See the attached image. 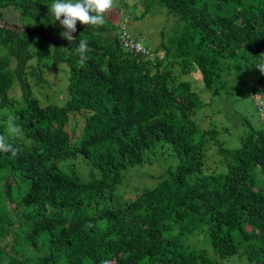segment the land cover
Masks as SVG:
<instances>
[{
  "label": "trees",
  "instance_id": "obj_1",
  "mask_svg": "<svg viewBox=\"0 0 264 264\" xmlns=\"http://www.w3.org/2000/svg\"><path fill=\"white\" fill-rule=\"evenodd\" d=\"M52 2L0 0V108L11 107L22 128L9 140L17 155L0 152V264H225L241 248L248 264H264V118L255 107L262 125L227 146L216 126L201 130L194 117L208 102L181 78L197 68L216 94L227 71L247 69L256 103L264 94L256 68L264 62V0H147L141 18L161 6L176 21L156 51L136 38L148 53L128 50L123 23L108 14L99 28L78 21L73 41L51 39L64 31ZM11 7L34 27L6 20ZM80 39L91 49L83 65ZM58 62L69 66V99L43 104L33 87ZM16 81L22 99L9 95ZM82 110L86 134L76 142L65 127ZM210 140L225 168L204 173ZM160 143L174 150L175 168L133 200L116 199L128 168ZM78 155L88 179L65 161ZM198 230L219 259L181 240Z\"/></svg>",
  "mask_w": 264,
  "mask_h": 264
},
{
  "label": "rangeland",
  "instance_id": "obj_2",
  "mask_svg": "<svg viewBox=\"0 0 264 264\" xmlns=\"http://www.w3.org/2000/svg\"><path fill=\"white\" fill-rule=\"evenodd\" d=\"M147 0H116V6L107 14L112 24L118 28L123 22L127 24V30L136 37H142L144 44L156 51L163 39V34L169 38L174 34L176 21L170 16L167 9L161 6H154L152 10L143 18L141 14L145 12ZM5 18L9 22L19 24L23 29L33 28L35 20L31 17H22L15 9H5ZM24 25L25 27H23ZM120 29V28H119ZM60 32L51 34V39H59ZM47 81L33 87V92L41 103H52L64 105L69 99L68 82L69 66L66 62H58L53 70L46 71ZM183 80L190 81L195 90L201 94L202 99L207 103L203 108H199L195 121L202 128L206 129L216 126L220 130V140L227 146L235 147L241 144V136L247 133L249 126H261L262 122L255 108V96L251 93L252 80L247 69L238 72L231 69L224 74L222 79L226 80L225 87L221 88L216 94L206 88L202 83V75L197 68H192L181 77ZM11 97L22 99V91L19 83L16 81L9 90ZM8 111V112H6ZM14 117L13 109L0 108V121H6L8 116ZM85 117V111H77L71 114L66 131L78 142L86 133L82 126V118ZM152 154H145V161L142 164L130 166L125 172L122 183L115 191V198L128 202L133 200L136 195L146 188L157 185L161 178L160 175L170 168H175L179 159L170 144L160 143L157 147L151 149ZM72 160L82 172L84 179H88V168L84 163L82 155L76 158L65 159ZM63 161V160H62ZM207 166L203 172L219 171L223 168L224 162L219 154L216 142H208ZM190 246H196L206 249L210 256L219 259L214 248L211 246L206 230H198L195 233L181 236ZM225 264H248L244 249L240 253L226 258Z\"/></svg>",
  "mask_w": 264,
  "mask_h": 264
},
{
  "label": "clouds",
  "instance_id": "obj_3",
  "mask_svg": "<svg viewBox=\"0 0 264 264\" xmlns=\"http://www.w3.org/2000/svg\"><path fill=\"white\" fill-rule=\"evenodd\" d=\"M115 6L116 0H53V2L48 5V11L54 16V21H59V24L64 29V31L60 32V36L68 41H73L75 37L72 33L76 32L78 21L90 27H102L107 22L105 18L106 14ZM133 37L137 38L136 36ZM65 49L67 50L68 48ZM75 49L80 55L81 64L83 65L87 59L85 53L91 50L88 42L84 39H80ZM256 68H258L261 73H264V62L257 64ZM6 129L7 135L0 134V152H10L15 156L18 150L9 140L12 137L22 135V128L15 118L9 115L6 122ZM100 264H109V261L103 259L100 261Z\"/></svg>",
  "mask_w": 264,
  "mask_h": 264
},
{
  "label": "built area",
  "instance_id": "obj_4",
  "mask_svg": "<svg viewBox=\"0 0 264 264\" xmlns=\"http://www.w3.org/2000/svg\"><path fill=\"white\" fill-rule=\"evenodd\" d=\"M123 28L120 29V34L124 39L125 46L127 49L134 53H148L149 50L144 46L141 39H136L126 30V23H123ZM255 106L260 113L261 117L264 118V94L256 101Z\"/></svg>",
  "mask_w": 264,
  "mask_h": 264
}]
</instances>
